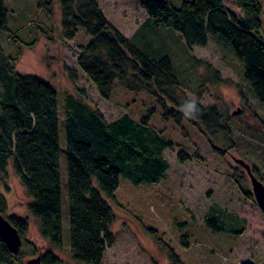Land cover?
Returning <instances> with one entry per match:
<instances>
[{
    "label": "trees",
    "instance_id": "obj_1",
    "mask_svg": "<svg viewBox=\"0 0 264 264\" xmlns=\"http://www.w3.org/2000/svg\"><path fill=\"white\" fill-rule=\"evenodd\" d=\"M245 17L232 14L223 0H187L177 8L172 0H140L155 26H165L182 35L189 50L209 44L211 36L223 37L245 66V78L255 97L264 103L263 6L259 0H235ZM42 8L51 12L52 4L42 0ZM63 37L74 41L82 28L92 41L83 48L78 66L93 83L101 98L110 100L115 83L131 92H145L158 99L164 121H172L187 136L185 122L190 120L215 145L219 136L229 139L232 128L213 107L197 100L200 113L185 119L180 106L187 100L178 92L180 83L169 56H160L161 48L142 51L124 36L103 13L98 0H61ZM9 11L0 0V34L10 33ZM12 42L17 38L11 35ZM35 42L27 47L34 46ZM148 50V49H147ZM161 52V53H160ZM153 55V56H152ZM18 59L7 56L0 43V187L8 180L10 160L31 199L30 214L40 222L43 237L53 248L63 247V178L61 172L59 92L47 81L17 71ZM219 79L218 74H214ZM63 96V118L67 136L65 149L68 167L70 247L73 259L82 264H103L106 252L116 243L111 231L115 212L109 201H116L120 177L139 185L157 183L170 168L165 153L174 145L153 128L149 118L136 121L124 115L108 122L100 110L74 95ZM192 156L184 151L177 161L185 164ZM255 175V173H253ZM257 177V175H256ZM258 178V177H257ZM259 179V178H258ZM242 193L252 198L239 179ZM261 181V180H260ZM8 202L0 192V213L5 217ZM225 212L208 216L206 226L224 231L219 224ZM238 218L237 216H235ZM19 231L23 244L29 230V218H7ZM171 264H184L175 250L158 231L147 229ZM244 233L245 230L239 231ZM186 237L184 247H189ZM24 264L23 254H13L0 238V264ZM39 264H61L53 253H47ZM242 264H253L244 262Z\"/></svg>",
    "mask_w": 264,
    "mask_h": 264
},
{
    "label": "rangeland",
    "instance_id": "obj_2",
    "mask_svg": "<svg viewBox=\"0 0 264 264\" xmlns=\"http://www.w3.org/2000/svg\"><path fill=\"white\" fill-rule=\"evenodd\" d=\"M47 1L52 4L51 12L41 7L42 0H5L11 34H0L6 55L18 59L19 73L40 77L59 92L63 247L53 248L43 237L40 222L29 212L32 201L13 159L7 169L9 178L0 187L8 202L5 217L29 218L27 242L21 249L23 263L51 252L61 264H82L73 259L70 247L67 136L62 117V95L70 94L100 110L108 122L124 115L136 121L149 118L151 126L175 147L165 153L170 168L157 183L137 185L121 175L116 201H109L115 212L111 231L117 240L107 250L103 264H171L147 229L158 231L184 264H264V214L253 195L247 171L236 162L248 164L264 184V103L252 92L245 78V66L230 44L221 36H211L207 47L189 50L181 34L148 20L140 0H98L107 20L128 38L137 39L136 34L149 21V27L134 40L136 45L145 53L150 48H161L160 56H169L172 61L183 99L201 96L202 105L216 108L223 119L229 120L231 136L229 139L219 136L215 142L221 149L219 154L190 120L185 122L187 136L172 121H164L162 106L154 96L128 91L116 82L110 100L101 98L78 66V57L92 41L91 36L81 28L74 41H66L61 0ZM185 1L172 0V3L181 8ZM259 1L263 6L260 34L264 43V0ZM223 2L232 14L245 17L235 0ZM11 35L17 38V43L12 42ZM34 42V46L27 47ZM180 151L190 154L192 160L178 163ZM235 178L244 180L252 198L242 193ZM219 211L232 214L221 217L219 224L225 230L220 232L205 224L208 216ZM243 230L244 233L239 232ZM184 237L188 239V248L182 245Z\"/></svg>",
    "mask_w": 264,
    "mask_h": 264
},
{
    "label": "water",
    "instance_id": "obj_3",
    "mask_svg": "<svg viewBox=\"0 0 264 264\" xmlns=\"http://www.w3.org/2000/svg\"><path fill=\"white\" fill-rule=\"evenodd\" d=\"M160 3L165 2L166 0H157ZM238 113H234L237 115ZM240 166H242L248 173L252 187H253V195L255 196V200L260 208V210L264 214V184L253 174L251 167L246 164L242 160L236 161ZM0 238L4 241V243L9 247L13 254L20 253L23 246V238L19 231L11 224L9 219L4 217L0 213ZM41 262V258L29 261L28 264H39Z\"/></svg>",
    "mask_w": 264,
    "mask_h": 264
},
{
    "label": "clouds",
    "instance_id": "obj_4",
    "mask_svg": "<svg viewBox=\"0 0 264 264\" xmlns=\"http://www.w3.org/2000/svg\"><path fill=\"white\" fill-rule=\"evenodd\" d=\"M180 111L185 119L195 118L201 111L199 101L195 98H188L180 106Z\"/></svg>",
    "mask_w": 264,
    "mask_h": 264
}]
</instances>
